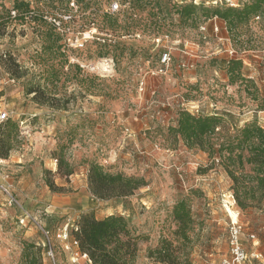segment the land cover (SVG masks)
<instances>
[{
	"label": "rangeland",
	"instance_id": "1",
	"mask_svg": "<svg viewBox=\"0 0 264 264\" xmlns=\"http://www.w3.org/2000/svg\"><path fill=\"white\" fill-rule=\"evenodd\" d=\"M17 1L37 15L12 18ZM71 1L0 0V113L7 111L19 131L9 157L0 159V264H23L25 241L41 248L43 264H52L41 227L32 219L21 223L25 211L50 231L57 264H92L88 257L73 263L58 237L90 211L98 218L122 215L141 236L133 264H156L148 252L163 239L184 251L186 264H221L229 256L231 217L239 211L245 264H264V210H243L233 201L221 157L222 145L246 123L264 125V110L247 92L248 86L264 95V9L231 30L213 12L241 9L251 0H75L77 11ZM186 6L190 15L182 11ZM62 12H73L74 31L95 28L112 41L68 49L49 21L38 20ZM165 49L173 62L165 74L152 75ZM232 58L242 61L234 81ZM100 61L110 68L99 67ZM182 61L194 67L182 68ZM185 110L222 118L209 137L212 155L188 148L171 132ZM63 159L74 167L72 175L65 176ZM92 162L143 177L146 185L130 196L99 199L86 179ZM47 178L63 189L53 190ZM1 185H10L22 206L10 204ZM83 194L87 210L66 201ZM182 199L194 218L189 242L175 234L173 209Z\"/></svg>",
	"mask_w": 264,
	"mask_h": 264
},
{
	"label": "trees",
	"instance_id": "2",
	"mask_svg": "<svg viewBox=\"0 0 264 264\" xmlns=\"http://www.w3.org/2000/svg\"><path fill=\"white\" fill-rule=\"evenodd\" d=\"M24 1H17L10 9L17 10L22 14L17 18H24L25 13L30 10ZM191 7H184L183 12L190 15ZM264 9V0H251L243 8L237 9L227 7L224 10L216 9L213 17L219 18L234 29L237 22L248 18L250 15H258ZM33 17V16H32ZM43 20V16L38 20ZM35 20H37L35 18ZM56 35V41L60 42L61 36L50 26ZM236 64H238V71ZM242 61L232 58L229 65V74L233 81L236 75H240ZM36 92V90L28 93ZM247 92L253 100H257L258 109L264 110V95L259 90L251 91L247 86ZM35 94L38 102L41 100ZM222 118L217 115H194L189 111H180L178 126L170 127L177 141L183 140L188 148H201L209 151L212 155L214 149L210 136L214 134L221 123ZM12 126V130L5 128ZM19 135L18 125L10 118L1 123L0 127V159L5 161L13 150V139ZM226 150L222 154V163L228 175L233 181L234 202L243 210L257 208L264 210V125L257 120L248 122L240 129L230 142L222 145ZM58 159V158H56ZM59 162V159H58ZM61 165L65 167V176L75 172L74 167L64 159ZM58 166V163H57ZM246 166H250L247 170ZM58 174L60 171L58 170ZM48 185L53 190H62L63 187L55 186L47 178ZM89 191L99 199H111L126 197L135 193L137 189L146 185L143 177L127 175L123 172H110L103 165L92 162L87 174ZM174 219L178 223L175 231L178 239L189 242L191 240L189 231L193 227L194 218L192 208L186 199L178 201L174 205ZM71 235L78 241L80 250L87 254L92 264H133L139 251L140 235H135L128 220L118 214H111L98 218L93 211L84 212L71 231ZM184 251H180L172 240L163 239L161 244L150 249L148 256L156 264H186ZM23 264H43L41 259V248L33 242L25 241L23 253Z\"/></svg>",
	"mask_w": 264,
	"mask_h": 264
},
{
	"label": "built area",
	"instance_id": "3",
	"mask_svg": "<svg viewBox=\"0 0 264 264\" xmlns=\"http://www.w3.org/2000/svg\"><path fill=\"white\" fill-rule=\"evenodd\" d=\"M71 6L75 8V11L78 10V5L75 0L71 1ZM118 9V4L113 5L112 10L115 11ZM20 13H18L17 10H12V16L14 18L19 17ZM36 11L30 9L28 13H25L26 17H32L36 16ZM43 18L50 22V24L53 26L56 32L60 34L61 37L64 38V43L66 44L68 49H83L87 43L93 39L97 40H103V41H112V37L105 38L104 35L100 34L97 29L92 28L88 29L86 31H74L72 28V22L74 21V14L73 12H62L60 14L56 15H42ZM215 18L214 20H216ZM205 28V27H203ZM216 30H218V24L216 25ZM168 38V35H166ZM157 42L161 41V38L156 39ZM115 42V41H113ZM231 54L234 53V50L230 51ZM173 62V56L170 49H165L160 52L159 59H158V67L156 69H153L151 72L152 75L157 74H165L169 67L171 66ZM82 65V64H81ZM84 66V65H83ZM182 68H193L194 65L187 61H182L179 64ZM93 67V66H92ZM94 68V67H93ZM144 85V82L142 83ZM143 89V86L141 87ZM10 118V115L7 111L0 113V124L7 119ZM58 159H54V164L57 166ZM2 191L6 194L8 201L10 204H15L22 206V203L16 198V195L13 193L10 185H1ZM234 197L233 195H231ZM239 211L236 212L234 217H231V221L229 224V256L224 258L221 262V264H245L248 259V253L245 249L244 242L242 239L243 235V224L239 220ZM26 219H32L36 224H38L43 233L48 238L47 243V253L49 258L52 261V264H57V258L54 251L53 246L51 245V242L49 240L50 231L44 227L41 222L38 220L37 216L32 217L30 213L25 211L23 214V217L20 219L21 223L24 224ZM254 237V235H252ZM58 237L61 241L64 243V249L66 251H70L72 253V262L76 263L77 259L80 257H87V254H84L80 248L78 241L72 237L70 230H69V224H67L63 229L60 230L58 233Z\"/></svg>",
	"mask_w": 264,
	"mask_h": 264
},
{
	"label": "crops",
	"instance_id": "4",
	"mask_svg": "<svg viewBox=\"0 0 264 264\" xmlns=\"http://www.w3.org/2000/svg\"><path fill=\"white\" fill-rule=\"evenodd\" d=\"M216 22V21H215ZM223 29V28H222ZM111 119H115V117L114 116H111ZM107 160V159H106ZM108 162V161H107ZM20 167H24L23 165H21ZM86 179H87V177H86ZM84 198V194H83V196H81V197H77V199L75 198V197H73V198H70V199H67L66 201L69 203V204H71V205H74V206H81L80 208H82V210L84 211V210H87L86 208H85V206L87 205V203L85 204V200L83 199ZM89 200V199H88ZM86 201H87V198H86ZM88 202V201H87ZM39 204H42L41 203V201H39L38 202V205Z\"/></svg>",
	"mask_w": 264,
	"mask_h": 264
},
{
	"label": "bare ground",
	"instance_id": "5",
	"mask_svg": "<svg viewBox=\"0 0 264 264\" xmlns=\"http://www.w3.org/2000/svg\"><path fill=\"white\" fill-rule=\"evenodd\" d=\"M98 65H99V67H102V68H105V69H109L110 68V66H108L105 62H103V61H100V62H98ZM109 71H112V69H110ZM88 257V256H87ZM88 260H89V262H91V259L88 257ZM92 263V262H91Z\"/></svg>",
	"mask_w": 264,
	"mask_h": 264
}]
</instances>
